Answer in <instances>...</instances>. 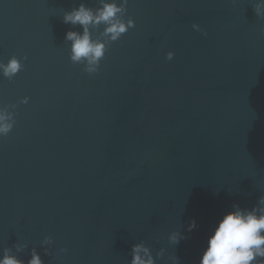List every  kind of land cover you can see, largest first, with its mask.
<instances>
[{
    "label": "water",
    "instance_id": "water-1",
    "mask_svg": "<svg viewBox=\"0 0 264 264\" xmlns=\"http://www.w3.org/2000/svg\"><path fill=\"white\" fill-rule=\"evenodd\" d=\"M253 2L129 0L136 26L89 75L64 39L82 27L62 18L98 0H0V60L28 57L11 81L0 76V104H17L0 138V255L19 243L21 258L35 247L45 264H129L143 241L154 255L167 248L157 264L170 254L199 264L215 222L264 195V19ZM173 230L190 239L172 246Z\"/></svg>",
    "mask_w": 264,
    "mask_h": 264
},
{
    "label": "clouds",
    "instance_id": "clouds-1",
    "mask_svg": "<svg viewBox=\"0 0 264 264\" xmlns=\"http://www.w3.org/2000/svg\"><path fill=\"white\" fill-rule=\"evenodd\" d=\"M129 0H98V6L88 7L81 3L78 7L63 14L64 24L80 25L82 32L67 31L64 39L71 41L69 59L73 64H83V71L89 75L100 71L101 61L109 51L110 45L118 41L122 35L136 26V21L128 15ZM253 11L259 19H264V0H254ZM124 17H127L126 19ZM100 31L105 39L94 38V31ZM192 28L203 31L200 25L193 23ZM264 31V29H262ZM207 34L206 32L204 33ZM175 53L168 51L165 59L172 60ZM27 56L18 58L12 55L5 63L0 60V76L11 81L24 69L23 61ZM30 97L24 96L19 103L27 104ZM17 104H0V138L7 137L16 124ZM198 227L195 219L187 226V233ZM190 239V235L179 230L171 231L167 240L172 246L181 240ZM54 244L51 235L45 236L41 247L45 255H50ZM26 244L14 243L5 247L0 255V264H45L41 253L35 248L30 249L27 259L17 253L23 252ZM61 253L67 252L60 248ZM166 247H161L155 255L145 242L141 241L131 246L129 264H157L164 260ZM171 264H180L175 254L167 256ZM199 264H264V195L259 196L256 204L251 207H241L234 203L212 226L207 236L205 246L200 254Z\"/></svg>",
    "mask_w": 264,
    "mask_h": 264
}]
</instances>
